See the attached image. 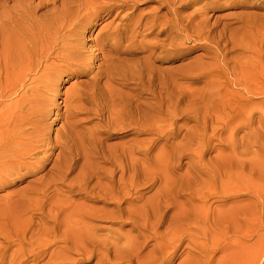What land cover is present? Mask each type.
<instances>
[{"label":"bare ground","instance_id":"obj_1","mask_svg":"<svg viewBox=\"0 0 264 264\" xmlns=\"http://www.w3.org/2000/svg\"><path fill=\"white\" fill-rule=\"evenodd\" d=\"M231 1L264 10V0ZM143 4L156 7L138 12ZM226 4L0 0V264L108 262L113 239L97 235L100 221L133 224L139 249L158 241L137 264H171L183 245L198 256L180 264H212L210 242L230 264L254 252V230L229 241L240 230L216 226L223 212L209 203L247 188L264 204L252 185L254 148L264 150V18L210 23ZM190 43L202 50L190 63L155 65ZM90 116L98 123L87 130ZM126 130L133 139L108 144ZM145 187L156 188L148 199Z\"/></svg>","mask_w":264,"mask_h":264},{"label":"rangeland","instance_id":"obj_2","mask_svg":"<svg viewBox=\"0 0 264 264\" xmlns=\"http://www.w3.org/2000/svg\"><path fill=\"white\" fill-rule=\"evenodd\" d=\"M227 4L224 5L222 10L220 11H209L208 18L210 19V23H213L215 18H220L221 22H225V24H231L232 27L230 29L236 28L238 25L236 24V17L242 18L244 20L247 19L246 14H252V21L255 22L257 26H259L262 22L261 18H264V10L259 9H247L244 8L245 5H232L231 0H226ZM204 3L199 4V7H202ZM152 7H156L153 4H143L140 5L138 8V12L143 11V13L150 12ZM208 6H205L206 8ZM191 12V10H189ZM165 10L162 11V13ZM239 36V33H233L231 37L236 39ZM237 52H234L229 55H235ZM202 54V50L197 49L194 47L193 43L186 44L181 54L175 62L168 63L161 60H154L156 66L164 68V67H175L179 68L186 63H190L198 55ZM206 62H210L207 58L204 59ZM190 68H195L192 66ZM190 82V80H188ZM72 83V82H71ZM65 84L64 89L70 86V84ZM203 85H196L195 88H201ZM235 91H237L235 89ZM264 101V97L259 98L256 102ZM262 107V105H259ZM258 106V108H259ZM90 123L86 124L85 128L89 130L92 127H96L98 123L97 119H94L90 116ZM183 121H177L176 125H182ZM192 124H188L191 126ZM248 131L246 129H241L240 132L237 133V138L244 136ZM264 134V131H261ZM132 131H125L113 134L112 138L108 140V144H114L119 142L120 140H130L134 138L132 135ZM185 133V131L183 132ZM228 134H223L219 138H216L212 141V145L215 146V149H220L219 145L224 142ZM105 134L103 137H106ZM147 137V136H146ZM151 138V137H147ZM177 140L176 142H178ZM262 142V141H260ZM258 150L259 156H257L254 160L257 162L255 174L253 178L252 185L254 184V188L264 190V150L258 143L255 148ZM216 151H213L209 155L206 154L204 157V161H207L210 158L215 157ZM188 156H183L181 163L183 164L184 168L188 167L186 164L188 162ZM176 164V162H175ZM177 172L182 173V170H178ZM247 188L240 192L235 193H227L226 195L221 196L220 198H211L209 203L212 204V207L221 210L223 213L219 215L216 213L217 217L219 218L218 223L216 226H223L229 227L230 229L240 230L238 234L230 233L229 241L230 240H243L244 237H240V234L244 235V233H249L250 231L254 230V234L252 235L251 239L248 241V244H254V252L250 255L253 256L254 264H264V204L261 203L259 193L255 189L247 190ZM156 188L152 187H145L142 191L144 194L145 199H148L154 195ZM0 195H2V191H0ZM196 205L200 204L199 202H195ZM173 212V211H172ZM38 215L33 216V219L36 220ZM98 227L97 235L102 237V235L108 234L110 238L113 239L112 245L110 246L109 256L110 260L108 262L102 260L98 262L97 256L93 257L92 259L87 258H80L76 255H72V258L78 261V264H137L136 260L134 259V254L139 256H145L157 246V242L154 238L148 239L147 242L144 243V247L139 249L138 245L144 242V239L138 237L140 232L139 229H136L133 224L126 223L120 224L118 222H108V221H100L94 223ZM159 232H163V228L159 229ZM132 239H137V244L132 246L130 241ZM221 240H219V245L221 246ZM100 248L104 251L102 247V241L100 239ZM213 245V244H212ZM211 242L209 243L210 252L213 254V263L212 264H230L228 263L229 260L233 258H228L225 261H220L222 258L221 250H214L212 248ZM117 247L116 250L113 247ZM189 253L192 256H198V249L196 250H185L184 245L176 251V257L171 262V264H180V262L185 258L184 254ZM250 255L247 256V253L240 256L242 263L241 264H250ZM234 259H239L238 257H234ZM232 264H237L232 262Z\"/></svg>","mask_w":264,"mask_h":264}]
</instances>
